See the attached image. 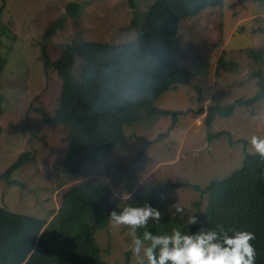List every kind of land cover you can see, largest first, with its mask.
<instances>
[{
  "label": "rangeland",
  "instance_id": "obj_1",
  "mask_svg": "<svg viewBox=\"0 0 264 264\" xmlns=\"http://www.w3.org/2000/svg\"><path fill=\"white\" fill-rule=\"evenodd\" d=\"M155 1L0 0V208L51 227L63 195L91 183L109 212L146 202L161 212L159 224L150 221L138 230L140 236L170 232L177 225L184 232L206 229L208 197L195 187L206 189L238 171L246 151L242 141H248L249 154L259 155L250 141L264 137V102L239 108L230 118L214 112L211 132H230L236 143L227 135L209 143L206 124L209 108L258 92L257 74L264 73L262 1L224 0L223 6L184 20L176 33L177 82L156 101L167 113L127 125L131 140L110 156L83 167L67 161L80 116L114 76L81 59L71 45L135 41ZM72 6L75 15L69 13ZM57 25L60 30L47 40ZM180 111L186 114L171 130V113ZM167 131V138L141 154L145 141L140 138L152 141ZM27 153L31 162L4 177ZM127 194L130 199L123 200ZM174 204L183 213H176ZM190 216L197 217V225L186 223ZM96 239L106 264H139L129 250V229L111 225ZM57 253L41 241L25 264L55 263Z\"/></svg>",
  "mask_w": 264,
  "mask_h": 264
},
{
  "label": "trees",
  "instance_id": "obj_2",
  "mask_svg": "<svg viewBox=\"0 0 264 264\" xmlns=\"http://www.w3.org/2000/svg\"><path fill=\"white\" fill-rule=\"evenodd\" d=\"M223 4L224 0H156L146 13L143 28L135 41L118 45L88 42L71 45L81 59L101 66L114 76L80 116L68 162L83 167L110 156L118 146L131 140L125 133L127 125L167 113L156 106V101L177 82L175 61L179 25ZM77 12L76 7L69 8L72 15ZM60 28L61 25H57L50 30L47 40ZM256 59L261 61L263 56L257 54ZM129 77L135 82L137 99H123L120 95L121 84ZM257 78L259 89L253 97L241 98L221 109L209 108L206 120L209 143L224 135L236 143L230 132H211L213 118L217 112L223 118H230L239 108H253L264 102V73H258ZM1 100L0 96V103ZM171 114H174V123L170 127L173 130L178 116L186 112ZM169 131L152 141L140 138L145 141L141 154H145L150 145L167 138ZM242 142L246 150L243 166L227 178L212 181L206 189L195 187V191L208 197L206 229L223 226L254 231L257 239L253 243L258 250L256 264H264V158L249 154L248 141ZM30 162L31 153L23 155L4 177ZM61 205L54 219L55 227H48L47 221L0 208V264H25L41 241L58 250L55 263L48 259L42 264H106L96 235L111 227L110 212L102 204L97 188L91 183L75 185L63 195Z\"/></svg>",
  "mask_w": 264,
  "mask_h": 264
},
{
  "label": "clouds",
  "instance_id": "obj_3",
  "mask_svg": "<svg viewBox=\"0 0 264 264\" xmlns=\"http://www.w3.org/2000/svg\"><path fill=\"white\" fill-rule=\"evenodd\" d=\"M135 87L134 80L129 77L121 84V97L137 99ZM250 142L255 152L264 158V137L254 135ZM122 199H130V194ZM123 205L122 209L118 206L120 210L110 212L109 223L113 227L129 229V250L138 258L139 264H256L258 250L253 242L257 237L252 230L214 226L184 232L177 225L170 232L153 234L152 231H144L140 236L138 230L147 229L150 221L159 224L161 212L147 202L140 206ZM172 207L176 213L184 211L179 204ZM186 223L197 225L198 219L190 216Z\"/></svg>",
  "mask_w": 264,
  "mask_h": 264
}]
</instances>
